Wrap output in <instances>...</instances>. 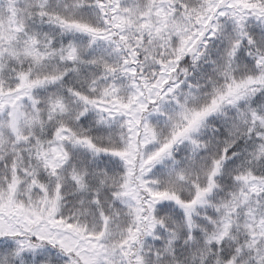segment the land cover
Here are the masks:
<instances>
[{"label": "snow or ice", "instance_id": "6c2138e0", "mask_svg": "<svg viewBox=\"0 0 264 264\" xmlns=\"http://www.w3.org/2000/svg\"><path fill=\"white\" fill-rule=\"evenodd\" d=\"M0 264H264V0H0Z\"/></svg>", "mask_w": 264, "mask_h": 264}]
</instances>
